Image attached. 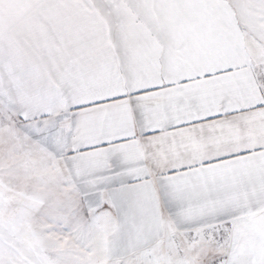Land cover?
<instances>
[{"label":"snow or ice","instance_id":"obj_1","mask_svg":"<svg viewBox=\"0 0 264 264\" xmlns=\"http://www.w3.org/2000/svg\"><path fill=\"white\" fill-rule=\"evenodd\" d=\"M0 264H264V0H0Z\"/></svg>","mask_w":264,"mask_h":264}]
</instances>
